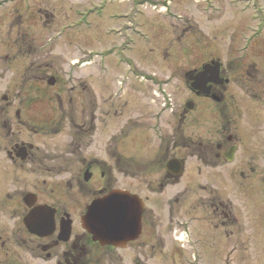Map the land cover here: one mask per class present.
I'll list each match as a JSON object with an SVG mask.
<instances>
[{"label": "flooded vegetation", "instance_id": "af4514ba", "mask_svg": "<svg viewBox=\"0 0 264 264\" xmlns=\"http://www.w3.org/2000/svg\"><path fill=\"white\" fill-rule=\"evenodd\" d=\"M126 2L129 5L110 14V21L129 17L135 0ZM13 12L15 19L20 18L19 8ZM11 15V0H0V71L4 77L10 68ZM122 29L134 37L139 33L133 24L109 33L128 38ZM90 39L88 35L87 42ZM204 42L200 36L187 38L188 48L183 51L187 94L176 117L178 141L171 144L165 138L163 150L167 151L158 167L161 176L144 183L139 181L138 162L120 151L123 134L135 137L132 127H121L115 150H105V158L90 150L102 116L123 115L127 103L119 108L112 104L110 110L96 108L98 100L91 99L89 84L93 62L84 58L85 52L84 59L67 61L62 71L50 68L47 56L35 58L38 65L29 79L31 91L15 111L17 124L9 120L4 127L13 138L0 150V264H100V251L113 255L116 264H190L188 251L194 248L214 251L195 264H214L219 250L224 251L222 264H232L236 247L245 251L240 239L233 243L236 234L247 233V224L232 193L236 189L246 198L254 194L264 202V144L258 149L259 178L249 180L252 184L246 183V173L239 167L238 175L245 179H236L233 167L239 165L245 150V114L264 106V73L257 68L264 64V54L240 51L239 56L223 62L211 51L204 53ZM131 45L132 40L125 39L122 48L128 51ZM115 50L93 53L102 58ZM29 105L34 106L33 115L28 114ZM66 121L71 130L70 150H62L61 156L55 150H40L13 132L18 126L22 133L29 130L46 137L54 135V126L60 131ZM172 160H177L179 176L173 168L168 170ZM176 186L177 193H169ZM112 191L126 192L135 199L140 220L136 225L135 219L134 226L140 231L125 244L102 246L82 228L80 220L93 201ZM191 196L195 204L188 206Z\"/></svg>", "mask_w": 264, "mask_h": 264}, {"label": "rangeland", "instance_id": "374dc122", "mask_svg": "<svg viewBox=\"0 0 264 264\" xmlns=\"http://www.w3.org/2000/svg\"><path fill=\"white\" fill-rule=\"evenodd\" d=\"M125 5H129L126 0H11L10 68L5 77L0 71V150H5L13 138L4 127L9 125V120L17 124L15 111L31 91L29 79L38 65L35 58L47 56L45 59H48L46 63L51 62L50 68L62 71L67 61L88 57L93 62L89 84L91 99L98 100L96 108L110 110L112 104L119 108V104L127 103L122 107L123 115L115 117L112 112L108 117L102 116L90 150L105 158V150H115L121 127L130 126L135 137L123 134L120 151L138 162L140 182L157 181L161 176L159 163L167 151L163 150L166 139L171 144L178 141L176 117L187 94L183 51L188 48V36L202 37L206 42L203 44L204 53L211 51L223 62L230 56H239L237 52L240 51L264 54V0H135V8L127 19L110 21V14ZM15 8L20 9V18H14ZM76 20H80L79 27H76ZM132 24L139 28L137 37L129 35L130 31L125 29H122V35H128V38L109 33ZM88 27L90 31H87ZM2 34L0 29V36ZM88 35L90 42H87ZM18 37L20 40L16 41ZM125 39L132 40L128 51L122 48ZM112 47L117 50L105 53L102 58L94 57L93 52L109 51ZM83 52L86 54L84 58ZM257 68L264 73V64ZM4 96L8 101H3ZM27 111L33 115L34 106H27ZM254 111L245 114L242 135L245 150L239 165L233 167L236 168V179H245L238 175L237 167L246 173V183L259 178L258 152L261 150L258 149L264 144V106ZM13 132L16 136L21 135L22 140L39 146L40 150H55L58 154L70 150L71 130L67 121L62 123L60 131L54 126V135L46 137L29 130L22 133L18 126ZM143 133L148 138L142 136ZM174 153L178 155L177 151ZM2 159L0 154V161ZM148 163L151 167L146 168ZM178 189V186L171 187L169 193L176 194ZM232 194L236 196L235 203L247 224L246 234L232 237L233 243L237 244L236 239H240L246 248L243 251L236 247L232 264H264V225L263 220L260 222L264 217V202L254 194L243 197L244 194L236 189ZM187 204L194 205V197L191 196ZM188 212L192 214L189 208ZM209 253L214 251L205 248L189 250L188 262L195 264L196 259L204 255L206 258ZM98 254L100 264H116L114 256L106 251ZM223 254L224 251L219 250L213 263L222 264Z\"/></svg>", "mask_w": 264, "mask_h": 264}, {"label": "water", "instance_id": "95a60500", "mask_svg": "<svg viewBox=\"0 0 264 264\" xmlns=\"http://www.w3.org/2000/svg\"><path fill=\"white\" fill-rule=\"evenodd\" d=\"M206 69L207 66L204 67V71ZM216 71H219L218 67ZM206 75L204 74V77ZM171 168L177 176L180 175L177 160L170 161L168 170L171 171ZM135 219L137 225L140 220V209L138 210L135 199L126 192L113 191L106 197L94 201L81 222L83 229L93 236L94 241L102 246H116L121 241L125 244L134 240L139 234V227L137 229V226H134Z\"/></svg>", "mask_w": 264, "mask_h": 264}]
</instances>
